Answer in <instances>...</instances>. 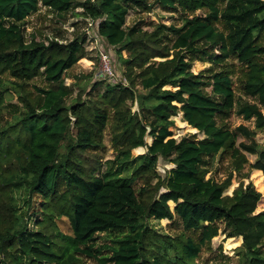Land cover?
<instances>
[{
  "label": "trees",
  "instance_id": "1",
  "mask_svg": "<svg viewBox=\"0 0 264 264\" xmlns=\"http://www.w3.org/2000/svg\"><path fill=\"white\" fill-rule=\"evenodd\" d=\"M154 5L205 13L151 31L126 25L130 8ZM41 6L59 16L80 6L115 48L133 87L108 81L97 99L67 102L72 90L65 72L84 56L86 37L27 39L24 20ZM262 39L264 0H0V108L8 92L2 75L14 84L38 75L49 83L35 86L33 100L19 95L23 107L0 122V264H80L78 255L98 264H195L220 224L227 236L242 238L238 264H264V210L255 212L260 192L241 181L225 194L231 173L218 182L204 169L209 158L229 151L238 170L246 151L255 155L249 166L264 176V146L255 131L216 122L236 107L254 120V129L264 128ZM228 57L245 66L242 88L256 102L235 98L223 63ZM203 58L213 68L194 72L193 61ZM136 82L141 91L134 90ZM178 113L202 137H173ZM107 123L114 156L98 169L99 161L84 154L100 146ZM241 135L248 141H238ZM138 147L146 150L133 155ZM159 159L173 165L163 176ZM174 217L183 230L176 236L149 223ZM60 218L68 233L58 229Z\"/></svg>",
  "mask_w": 264,
  "mask_h": 264
},
{
  "label": "rangeland",
  "instance_id": "2",
  "mask_svg": "<svg viewBox=\"0 0 264 264\" xmlns=\"http://www.w3.org/2000/svg\"><path fill=\"white\" fill-rule=\"evenodd\" d=\"M152 2L153 0H147ZM82 8L80 6L75 9L66 12L62 16L50 11L44 6H41L37 11L32 12L28 15L23 23L24 35L28 39L30 35L36 36L37 39L48 41L54 39L60 43H67L74 39L76 36L85 35L86 40L84 42V56L80 58L76 64L69 68L65 72L64 81L71 88L72 92L67 97V102L72 99L79 98L81 100L86 99H97L106 88V84L109 83L108 79L103 78L100 74V49L105 48L110 55L112 65L115 69V82L112 84H122L133 87L125 75V67L121 64V60L118 58L115 48L112 45L104 44V41H95L98 38L96 34V22L90 18L85 17L82 14ZM205 11L200 9L194 13L183 12L182 10L174 11L172 9H164L158 5H154L151 10H145L140 8H130L127 18L126 25H137L142 30L151 31L156 24H175L180 25L183 17H190L193 15H202ZM219 29H223L221 23H217ZM264 45V39L261 40ZM127 53L122 51V57L125 58ZM155 59H159L156 57ZM223 63H226V68L229 70L234 88L235 98L238 102H256L255 99L246 95L243 91L242 85L246 78V68L243 64L239 63L233 57L226 58ZM212 67L211 64L203 59L193 61L192 70L194 72L202 69H208ZM5 79V88L8 92L4 93L3 106L0 108V122L3 123L10 120L13 114L17 113L23 103L21 102L19 95H27L31 100L37 96V90L35 86L47 87V83L44 78L40 75L33 79L21 83L17 82L14 84L12 78L7 75H2ZM21 84L20 87L16 85ZM18 89V90H17ZM136 89V90H135ZM134 90L141 91L138 82L135 83ZM131 107V112L136 111L137 104H133L130 100H127ZM107 110H109L107 108ZM234 110L226 117H217L216 122L218 125L234 127L243 124L250 129L254 130V139L259 146H264V128L254 129V120L244 119L242 115H239ZM110 111V110H109ZM264 113V109H263ZM174 124L171 127L173 131V137L179 139L183 136H196L197 138L202 137L201 133H198L195 128L190 127L181 119L180 113L172 116ZM75 132L74 127L71 128L70 134L73 136ZM102 141L98 148L89 149L86 151L85 156H89L91 160L99 161L98 169H103L106 165V160L114 156V149L111 142L110 125L107 123L106 127L102 132ZM148 142L151 141L149 137H146ZM238 141H248L245 136H239ZM65 143V142H64ZM145 147H138L131 150L133 155L144 152ZM246 162H243L238 170H234L233 160L230 157V152L218 153L213 159L209 158L208 163L204 166L206 170V177H213L216 181L220 182L224 180L231 173L230 184L227 187L225 194L231 195L234 188L242 181L244 184L252 182L257 191L260 192L261 197L257 203L255 212L264 210V176L258 169L249 166L255 159V155L246 151H241ZM173 165L167 161L159 159L157 162V171L163 176L165 170L172 167ZM155 182H153L154 184ZM142 184V180L136 181L135 187ZM170 207L173 209L174 204L169 202ZM149 223L159 233L169 234L176 236L180 234L182 226L177 217L173 219H154L150 218ZM221 228L216 236L212 240L202 246V249L198 257L194 260L195 264H238V248L242 243L240 236H227L222 230L223 225L220 224ZM57 227L60 231L68 233V223L65 218L57 220ZM196 237V233H189V235ZM54 240H59L56 235H53ZM102 239L99 240V242ZM60 243H63L60 240ZM80 264H98L94 259L78 255ZM109 264V263H108Z\"/></svg>",
  "mask_w": 264,
  "mask_h": 264
},
{
  "label": "built area",
  "instance_id": "3",
  "mask_svg": "<svg viewBox=\"0 0 264 264\" xmlns=\"http://www.w3.org/2000/svg\"><path fill=\"white\" fill-rule=\"evenodd\" d=\"M96 34L98 35V38L95 41H104V44H108L99 34L97 30V24H96ZM100 74L103 78L108 79L109 82H115V69L112 65L111 58L109 53L105 48L100 49ZM123 84V83H122Z\"/></svg>",
  "mask_w": 264,
  "mask_h": 264
}]
</instances>
